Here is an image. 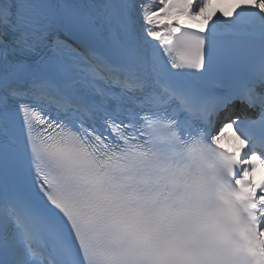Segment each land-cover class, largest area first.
Returning <instances> with one entry per match:
<instances>
[{
    "label": "snow or ice",
    "instance_id": "1",
    "mask_svg": "<svg viewBox=\"0 0 264 264\" xmlns=\"http://www.w3.org/2000/svg\"><path fill=\"white\" fill-rule=\"evenodd\" d=\"M0 264H264V0H0Z\"/></svg>",
    "mask_w": 264,
    "mask_h": 264
}]
</instances>
